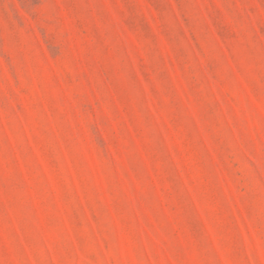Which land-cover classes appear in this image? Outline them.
Wrapping results in <instances>:
<instances>
[{
	"label": "rangeland",
	"instance_id": "obj_1",
	"mask_svg": "<svg viewBox=\"0 0 264 264\" xmlns=\"http://www.w3.org/2000/svg\"><path fill=\"white\" fill-rule=\"evenodd\" d=\"M0 264H264V0H0Z\"/></svg>",
	"mask_w": 264,
	"mask_h": 264
}]
</instances>
